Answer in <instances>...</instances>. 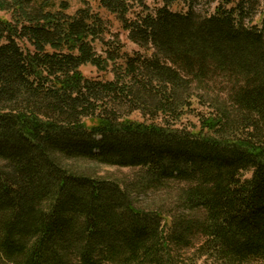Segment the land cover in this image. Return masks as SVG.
<instances>
[{
  "label": "trees",
  "instance_id": "obj_1",
  "mask_svg": "<svg viewBox=\"0 0 264 264\" xmlns=\"http://www.w3.org/2000/svg\"><path fill=\"white\" fill-rule=\"evenodd\" d=\"M198 1L0 0V264L264 263L260 0Z\"/></svg>",
  "mask_w": 264,
  "mask_h": 264
},
{
  "label": "rangeland",
  "instance_id": "obj_2",
  "mask_svg": "<svg viewBox=\"0 0 264 264\" xmlns=\"http://www.w3.org/2000/svg\"><path fill=\"white\" fill-rule=\"evenodd\" d=\"M220 0H199L197 4L195 5L196 10L201 12L202 14H210L213 12V7L217 5V2ZM237 1V0H234ZM77 2L72 3V9L71 11L75 10L78 7ZM93 7L97 10L95 5ZM100 14H102L103 17L109 18L112 21V31L118 33L120 40L125 45V50L132 51L137 50L138 48L133 45L130 41L127 40L126 33L120 29L119 24H117L112 16H108L104 11L99 10ZM8 10H0V17L1 18H9ZM264 16V0H260V6L258 7V12L256 15L253 16L251 23L252 25H255L256 23H259L260 20ZM81 71L84 75L88 77H95L97 75L96 69L94 67H91L89 65L83 66L81 68ZM190 123L197 124L196 120L189 119ZM82 169H85L88 173L92 175H98L103 176L106 178H111L115 180H123L127 178L131 171L130 169L125 168H117V167H108L103 166L99 164H85L81 166ZM171 195L168 191L166 192H153V193H147L146 195H140L139 197L135 198V206L142 209H152V208H162L164 207L165 211L167 213H171L170 211L173 210V206H171L169 203ZM197 214V213H196ZM195 214V215H196ZM199 214V213H198ZM254 264H260V263H254ZM264 264V263H263Z\"/></svg>",
  "mask_w": 264,
  "mask_h": 264
}]
</instances>
